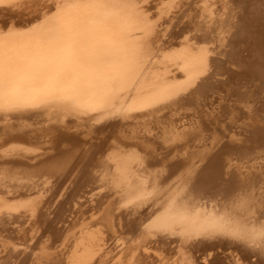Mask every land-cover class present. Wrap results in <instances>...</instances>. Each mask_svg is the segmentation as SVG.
I'll return each mask as SVG.
<instances>
[{"label":"bare ground","instance_id":"bare-ground-1","mask_svg":"<svg viewBox=\"0 0 264 264\" xmlns=\"http://www.w3.org/2000/svg\"><path fill=\"white\" fill-rule=\"evenodd\" d=\"M52 1L0 0V264H264V0H89L97 76Z\"/></svg>","mask_w":264,"mask_h":264},{"label":"rangeland","instance_id":"rangeland-1","mask_svg":"<svg viewBox=\"0 0 264 264\" xmlns=\"http://www.w3.org/2000/svg\"><path fill=\"white\" fill-rule=\"evenodd\" d=\"M61 1V2H60ZM64 1V2H63ZM58 2H59V4H58ZM92 3H94V2H92V1H90L89 2V0H55V1H52V5L55 7H53L52 6V8L55 10V12L56 11H58V12H56L53 16H52V18H51V25H50V27H49V32H50V30H52V28L54 29V31L53 32H55L56 33V31H58L57 33H60V34H57L58 35V38H57V36H56V34L54 35V34H52V37H53V35H54V37L55 38H52V39H56L57 41L58 40H60V41H58V42H56V40H55V42L56 43H52L51 41H50V39H51V34H49V35H45L46 37L44 38V34H46L47 33V31L45 32V29L43 30L45 33H43V31H42V36H43V39H42V36H41V34L40 33H37V35H34V36H29V37H25V38H30L31 40H32V38H33V40L31 41V43H33V42H36L37 43V45H35L36 46V51H35V53H37L39 50L41 51V53H44V52H51L52 54L51 55H49V57H48V59L50 60V58H53L54 56V53L55 52H57V54L58 55H60L61 53H63L64 51H66V50H69V48H67L68 46H65L64 45V43L65 42H67V41H69L70 39H71V34L69 35H66L65 37L64 36H62L61 35V33L63 32V31H66V28L68 27L69 29H70V33H72V34H74V35H76V34H78V33H81V32H83V33H85V31L86 30H92V28L93 27H95V26H99V27H96V28H100V26L101 27H103V26H105V23L104 22H101V24L100 23H95V22H93V21H95V20H98V19H100L101 17H103V16H100V15H106V14H108V12H111L112 10V6L110 5V6H106V9H105V11H101L102 13L101 14H97V17H90V16H88V17H83L82 19H76V18H78V16L79 15H81V13L82 12H84V13H89L88 11H89V9L92 7ZM264 3V2H263ZM55 4V5H54ZM59 6V7H58ZM84 6V7H83ZM66 7V8H65ZM112 7V8H111ZM107 8H108V10H107ZM110 8V9H109ZM88 9V10H87ZM114 12H116L117 11V9H116V7L114 6ZM61 10V11H60ZM118 13H119V15H120V11H117ZM117 12L115 13V15L116 16H118L117 15ZM139 12V11H138ZM73 14V15H72ZM72 17H75V18H72ZM85 18V19H84ZM102 19V18H101ZM133 19V18H132ZM135 19V18H134ZM70 20V21H69ZM84 20V21H83ZM87 20V21H86ZM73 21H75L74 22V24L72 25V24H70V23H72ZM78 24H77V23ZM53 24V25H52ZM75 24H77L76 25V27H75ZM83 24H84V26H83ZM89 24H92V25H90L89 26ZM127 24H130V22L129 23H127ZM133 23H131L130 25H127L128 27L130 26V28L133 26V30L135 29V31H133L134 33L135 32H137V29H138V33H135L136 35L137 34H139V35H137V36H134L133 35V37H136V38H139L138 36H140L141 38H142V36L141 35H144L143 33H142V31L143 30H141L142 29V27H141V25H138V26H140L139 28H141V29H139L138 28V26H137V23L135 24L136 25V28H134V24L132 25ZM79 25H81V26H79ZM94 25V26H93ZM260 26H263L262 27V29H263V31H264V23H263V25H261L260 24ZM57 27V28H56ZM71 27H73V28H71ZM90 27V28H89ZM107 26H105V29L104 30H102L101 31V33H103L102 35L98 32V35L97 36H95V37H93V36H91L90 35V32H86L85 33V35L81 38V39H79V41L81 42V41H83V40H85V39H88V41H89V43L87 42L86 44H84V46H79L78 47V49H77V51H78V53H82V55H89V56H95L96 55V57L98 58V60H100V61H98L99 63L97 64V65H95V66H88L87 67V65L86 66H84V67H82L83 69H80V70H82V71H89V72H96V76L101 72V70H104L105 68H111V67H114L115 66V60L114 59H112L114 56H113V54H112V51L110 50V48L112 49V50H115L114 48H115V44H118V43H114L113 44V42H111V41H108L109 43H112L113 45H112V47H107L106 48V50L105 51H102V48L99 46L101 43H104L105 41H107L105 38V34H106V36L107 35H114L113 34V31H110L108 28L109 27H107ZM261 29V30H262ZM72 30H73V32H72ZM131 30H132V28H131ZM104 31V32H103ZM141 31V32H140ZM1 32V31H0ZM48 32V33H49ZM109 32L111 33V34H109ZM5 33V34H4ZM4 33H0V44H5V42H3V41H1L3 38H5L6 36H8L10 33H8L7 34V32L5 31ZM141 33V34H140ZM40 34V36L39 37H37L38 35ZM99 35H101L100 37H99ZM49 36V37H48ZM103 36V37H102ZM102 37V38H101ZM37 38V39H36ZM48 38H50L49 40H47ZM93 38V39H92ZM96 38V39H95ZM141 38H139V39H137V40H140ZM48 42V43H46V41ZM90 39H92V40H90ZM102 39V40H101ZM132 39V41H133V39H134V41H137V40H135V38H131ZM52 41H54V40H52ZM117 41V40H116ZM93 42V43H92ZM115 42V41H114ZM51 43L52 44H54V45H51ZM81 43H83V42H81ZM88 45V46H87ZM119 45V44H118ZM93 46V47H92ZM64 49V50H63ZM90 49V50H89ZM101 49V50H100ZM71 50H73V52L75 51V53H76V50L74 49V48H72ZM70 51V50H69ZM101 52V53H100ZM96 53V54H95ZM103 53V54H102ZM158 54V53H157ZM105 56V57H104ZM110 57H112V58H110ZM152 58H154V59H152ZM151 58V55H149V56H146L145 57V61H147V62H149V64H150V62H151V64L154 62L153 60H155V61H158V58L156 57V55H154V57H152ZM27 59V58H26ZM109 59V60H108ZM103 60H104V62H103ZM58 64H60V62L58 61L56 64H54V65H56V66H58ZM79 64H82V63H79ZM150 64V65H151ZM78 66H80V65H78ZM83 66V65H82ZM100 67V68H99ZM56 67H54V69L53 70H56L55 69ZM94 68V69H93ZM49 70V69H48ZM60 70H68V71H75V69L74 68H67V67H65V66H62V68L60 69ZM148 71V70H147ZM76 72V71H75ZM98 72V73H97ZM98 87V88H97ZM99 88H100V90H101V92H102V90L104 91V93H105V91H106V93L110 90V91H113L114 90V87L112 88L110 85H108L107 87L106 86H104V87H100L99 85L98 86H96V87H94L92 90H91V92L92 91H94L95 89L96 90H98V91H100L99 90ZM110 88V89H109ZM95 90V91H96ZM97 91V92H98ZM109 91V92H110ZM100 92V93H101ZM99 93V92H98ZM103 93V92H102ZM69 99H71V98H69ZM75 101V104L77 105V103H78V101H77V103H76V100H74ZM79 104V103H78ZM80 105V104H79Z\"/></svg>","mask_w":264,"mask_h":264},{"label":"flooded vegetation","instance_id":"flooded-vegetation-1","mask_svg":"<svg viewBox=\"0 0 264 264\" xmlns=\"http://www.w3.org/2000/svg\"><path fill=\"white\" fill-rule=\"evenodd\" d=\"M6 46H7V45H6ZM9 47H10V45H8V47H7L5 50H7ZM0 50H1V49H0ZM2 51H3V50H2ZM7 51H9V49H8ZM9 54H10V53H8L7 56H10ZM12 54H13V53H12ZM12 54H11V55H12ZM0 57H3V56H0ZM10 57H11V58H10ZM10 57H8V58H10V60L13 61V60H12V56H10ZM8 58H7V61L9 60ZM7 61H6V62H7ZM4 62H5V61H4ZM8 62H10V61H8ZM5 67H6V66H5ZM9 67H11V66L9 65ZM7 68H8V66H7Z\"/></svg>","mask_w":264,"mask_h":264}]
</instances>
